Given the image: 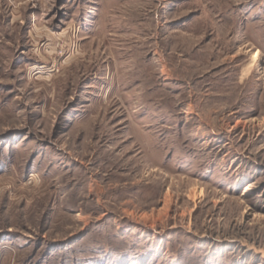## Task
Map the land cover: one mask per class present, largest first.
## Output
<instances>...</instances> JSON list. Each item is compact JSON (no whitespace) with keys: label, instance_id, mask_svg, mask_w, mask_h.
Here are the masks:
<instances>
[{"label":"rangeland","instance_id":"374dc122","mask_svg":"<svg viewBox=\"0 0 264 264\" xmlns=\"http://www.w3.org/2000/svg\"><path fill=\"white\" fill-rule=\"evenodd\" d=\"M0 264H264V0H0Z\"/></svg>","mask_w":264,"mask_h":264},{"label":"bare ground","instance_id":"6f19581e","mask_svg":"<svg viewBox=\"0 0 264 264\" xmlns=\"http://www.w3.org/2000/svg\"><path fill=\"white\" fill-rule=\"evenodd\" d=\"M247 193H248V191L244 190L243 193L241 194V198L247 196Z\"/></svg>","mask_w":264,"mask_h":264}]
</instances>
